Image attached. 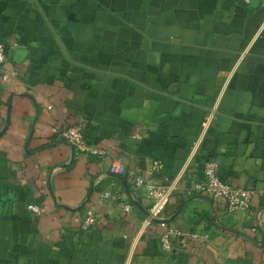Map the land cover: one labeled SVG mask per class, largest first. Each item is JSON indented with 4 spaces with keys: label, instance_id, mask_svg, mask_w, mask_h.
Here are the masks:
<instances>
[{
    "label": "crops",
    "instance_id": "obj_1",
    "mask_svg": "<svg viewBox=\"0 0 264 264\" xmlns=\"http://www.w3.org/2000/svg\"><path fill=\"white\" fill-rule=\"evenodd\" d=\"M0 40V264L171 260L113 158L163 161L179 264H264V0H0ZM78 123L106 160L58 139ZM210 160L256 191L249 211L195 192Z\"/></svg>",
    "mask_w": 264,
    "mask_h": 264
},
{
    "label": "built area",
    "instance_id": "obj_2",
    "mask_svg": "<svg viewBox=\"0 0 264 264\" xmlns=\"http://www.w3.org/2000/svg\"><path fill=\"white\" fill-rule=\"evenodd\" d=\"M249 3L250 0H243ZM8 60V51L4 41L0 40V87L4 83L12 80V74L5 71L4 65ZM54 131L58 139L71 145L77 153L96 157L101 161L106 160L110 153L107 149L91 144L88 141L86 128L83 124H75L69 127L58 128ZM110 172L116 176L129 179L137 191L150 200V207L147 213L146 225L150 226L155 221H159L161 226L160 242L162 249L172 259L164 264H179L175 259V238L182 236L183 231L169 225L164 218L166 207L175 186L171 183L160 184L155 177L164 169L161 159H153L143 171L129 169L119 158H113L109 166ZM203 181L194 185L197 193L207 194L216 200L224 202L230 212L249 211L256 195L255 190H249L235 186L226 181L220 171V166L216 161H207L203 167ZM114 197L110 190L102 194V202H107ZM120 206L125 211L132 209L129 202H121ZM29 209L35 213H41L44 209L40 205L30 204ZM97 223L96 209L89 206L85 216L81 221V228L88 230ZM192 237H199L197 233L191 234Z\"/></svg>",
    "mask_w": 264,
    "mask_h": 264
}]
</instances>
